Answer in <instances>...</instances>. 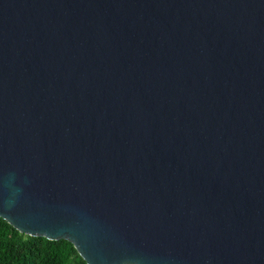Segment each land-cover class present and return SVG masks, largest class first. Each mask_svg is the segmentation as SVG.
<instances>
[{
	"label": "water",
	"instance_id": "1",
	"mask_svg": "<svg viewBox=\"0 0 264 264\" xmlns=\"http://www.w3.org/2000/svg\"><path fill=\"white\" fill-rule=\"evenodd\" d=\"M0 218L85 264H264V0H0Z\"/></svg>",
	"mask_w": 264,
	"mask_h": 264
},
{
	"label": "trees",
	"instance_id": "2",
	"mask_svg": "<svg viewBox=\"0 0 264 264\" xmlns=\"http://www.w3.org/2000/svg\"><path fill=\"white\" fill-rule=\"evenodd\" d=\"M0 264H85L66 240L23 235L0 218Z\"/></svg>",
	"mask_w": 264,
	"mask_h": 264
}]
</instances>
